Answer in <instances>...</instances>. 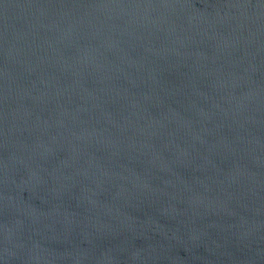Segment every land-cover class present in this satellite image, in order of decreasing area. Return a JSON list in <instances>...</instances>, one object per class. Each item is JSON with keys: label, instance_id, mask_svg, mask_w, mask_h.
Masks as SVG:
<instances>
[{"label": "water", "instance_id": "95a60500", "mask_svg": "<svg viewBox=\"0 0 264 264\" xmlns=\"http://www.w3.org/2000/svg\"><path fill=\"white\" fill-rule=\"evenodd\" d=\"M0 264H264V0H0Z\"/></svg>", "mask_w": 264, "mask_h": 264}]
</instances>
